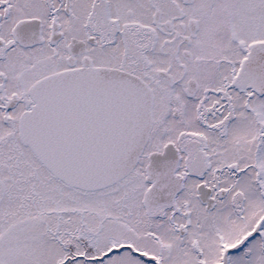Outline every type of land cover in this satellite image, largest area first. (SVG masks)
Segmentation results:
<instances>
[{
  "label": "snow or ice",
  "instance_id": "obj_1",
  "mask_svg": "<svg viewBox=\"0 0 264 264\" xmlns=\"http://www.w3.org/2000/svg\"><path fill=\"white\" fill-rule=\"evenodd\" d=\"M0 264H264V0H0Z\"/></svg>",
  "mask_w": 264,
  "mask_h": 264
}]
</instances>
